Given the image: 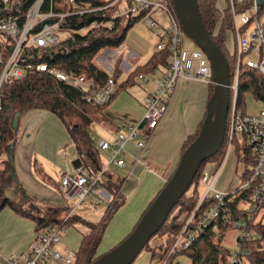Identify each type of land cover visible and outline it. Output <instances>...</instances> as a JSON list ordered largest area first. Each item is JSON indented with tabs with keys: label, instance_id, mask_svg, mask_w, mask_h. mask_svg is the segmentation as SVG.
I'll return each instance as SVG.
<instances>
[{
	"label": "built area",
	"instance_id": "1",
	"mask_svg": "<svg viewBox=\"0 0 264 264\" xmlns=\"http://www.w3.org/2000/svg\"><path fill=\"white\" fill-rule=\"evenodd\" d=\"M43 1L34 0L24 10L21 0H0V87L27 74L47 72L78 88L85 100L94 104L106 103L117 88L112 77H108L103 85L95 86L85 74L66 73L38 60L44 52L55 50L54 46L71 33L69 28L61 26V19L69 11L54 12L51 8L43 10ZM61 5L70 8L74 5V0H62ZM216 6L220 10L228 7L231 13L233 28L227 34L226 47L234 55L236 64L223 139L226 142L225 152L218 165L212 164L200 175V183L205 191L198 198L181 232L175 237L170 253L184 250L208 225L220 237L223 227L227 226L238 228L242 238L251 237L252 234L246 229L249 227L247 219H256L261 210L264 214V107L257 113L250 114L242 111L236 103L240 64H246L264 74V13L260 12L261 5L257 0H217ZM147 8L150 12L141 20H145L158 36L155 49L168 48L169 65L164 75L156 81L154 92L146 93L142 98V118L130 124L127 132H117L111 141L99 139L96 142L108 154V164L116 166L125 165L121 157L129 141L135 140V146L139 149L145 146V139L166 111L168 97L173 93L178 78H195L207 84L214 82L212 68L204 52L196 46L194 49L184 47V31L176 16L173 0H131V7L126 6L121 12L118 10L112 17L121 14L135 16L140 10ZM155 13L162 14L161 22L154 17ZM220 22L219 19L215 32ZM105 25L112 28V21ZM86 30L83 28L77 32L83 34ZM138 78L144 81L147 79L144 75H139ZM231 154L240 155L241 164L237 170L239 180L235 188L224 191L216 187V182ZM250 156L253 161L247 163ZM106 169L107 166H102L97 171H89L82 167L68 166L61 176V193L77 202L101 196L100 184ZM236 198L237 208L233 210L230 204ZM242 198L249 200V206L243 209L238 207ZM263 216L260 215L257 221L260 222ZM64 229L65 227L54 224L44 230H37L36 238L28 251L20 255H0L1 264H45L49 259L63 264H75L73 251L65 250L63 253L56 249ZM261 244L264 249V240ZM243 249L237 241L236 250L228 257V262L245 264L244 257L248 251ZM158 264H172V260L168 262L163 259ZM175 264L183 263L176 261Z\"/></svg>",
	"mask_w": 264,
	"mask_h": 264
},
{
	"label": "crops",
	"instance_id": "2",
	"mask_svg": "<svg viewBox=\"0 0 264 264\" xmlns=\"http://www.w3.org/2000/svg\"><path fill=\"white\" fill-rule=\"evenodd\" d=\"M156 18L163 20L161 13ZM157 41L154 29L141 20L127 30L119 47L100 50L94 61L107 73L119 64L121 73L114 79L118 87L135 67L150 60ZM167 67L160 65L151 72H140L135 82L118 89L102 115L89 119L83 116L72 122L71 130L48 110L33 108L22 112L14 137L2 154L5 196L35 214L58 219L76 215L94 221L113 200L109 188L112 190L116 185L123 197L122 204L107 223L96 254L112 249L131 232L147 204L168 180L179 162L183 143L196 132L206 113L207 83L195 78H178L166 111L145 139V146L139 149L135 140L129 141L121 157L125 165L108 164V154L96 142L99 139L111 141L117 132H127L130 124L142 118V98L154 92L156 81ZM139 75L147 79L144 81ZM240 164L238 155L233 154L228 159L216 182L218 189L227 191L236 187ZM70 165L89 171L107 166L101 179V196L81 202L64 197L60 180ZM35 226L32 217L17 213L9 206L3 207L0 210V255H20L28 251L36 238ZM88 232V227L79 222L66 227L56 249L63 253L73 251L75 263L81 237ZM45 264L63 263L49 259Z\"/></svg>",
	"mask_w": 264,
	"mask_h": 264
},
{
	"label": "trees",
	"instance_id": "3",
	"mask_svg": "<svg viewBox=\"0 0 264 264\" xmlns=\"http://www.w3.org/2000/svg\"><path fill=\"white\" fill-rule=\"evenodd\" d=\"M33 1L34 0H21V7L25 10ZM122 1L123 0H74V5L69 8L66 5H61L62 0H44L43 10H49L51 8L54 12L69 11L68 14L61 19V26L69 28L71 33L54 46L56 48L55 50L50 49L44 52L43 56L38 60L46 62L48 66H54L66 73L74 75L85 74L87 78L93 81L95 86L103 85L108 77L117 79L121 73V69L118 66L119 64H116L114 69L110 73H107L94 61V57L104 48L119 47L125 39L127 30L135 23L139 22L145 14L150 12L147 8L140 10L135 16L127 14L125 17L124 14H121L112 17L115 12H119L118 10L121 12L120 2ZM125 1L126 6L131 7V0ZM196 1L208 36L211 37L227 60L229 68L228 88L230 108L233 91L231 84L234 82L236 64L234 55L231 54L226 47V38L228 32L233 28L232 16L228 7L224 10L218 9L216 0ZM259 9L260 12L264 13V3ZM219 19L221 22L215 32ZM110 21H112V28L105 25ZM83 28L87 29L85 33L80 34L77 32ZM160 65L165 67L169 65V50L167 47L161 50L155 49L150 60L142 66L135 67V69L127 75V78L116 88V91L111 95L110 99L105 104L101 105L85 100L82 96V92L78 88L58 80L47 72L27 74L10 83L2 84L0 87V210L5 206H9L17 213L32 217L35 220L36 230H44L48 226L54 224L66 228L77 222L87 226L89 232L83 234L81 237L80 244L75 253V264H90L100 256L96 254V249L107 223L110 221L117 208L122 204L123 197L119 196V200L115 201V198L113 199L115 194L113 195L111 193L110 195L113 202L111 201V203L108 204L107 209L96 222L76 215L68 216L65 219H58L46 214H35L23 208L21 203L9 200L4 194L5 180L2 169V154L7 144L14 137L15 127L13 126V120L16 115L19 117L22 112L28 109H45L57 115L62 122L68 126V129L71 130L69 124L70 121L74 122L72 119H81L83 116L86 119L99 117L103 114L105 107L118 89L135 82L136 76L140 72H151ZM207 86L208 102L213 92L214 82L208 83ZM247 92L251 93L254 98L264 104V74L246 64H240L238 68L236 103L242 111H245L244 95ZM229 108L227 111L228 115ZM203 120L204 118L196 132L190 135L183 143L182 152L198 135ZM225 145L226 142L224 140L219 150L200 165L188 190L176 201L167 215L169 219L167 220L166 218L167 221L162 224L157 233L154 234L143 247L145 248L154 237L164 238L163 243L160 244L161 250H148L151 257L158 256L159 261H162L168 256L169 248L172 246L177 234L181 232L198 201L199 195L196 191V186L198 182H200V175L212 164L215 163L218 165L220 163L223 153L225 152ZM246 154L249 155L248 150H246ZM239 157L240 155L238 158ZM250 157L251 158H247V160L245 159L247 163L253 161V157ZM82 164L84 165V163ZM153 199L148 203L147 207L151 204ZM236 200L237 198L230 204L233 210L237 208ZM147 207L141 215L145 212ZM170 215H173V217H170ZM208 226L194 237L186 249L177 254L185 255L190 260V264H230L228 262V257L232 255L231 251L228 247L221 244L219 241L220 236L218 237L212 227ZM250 228L253 229L251 230V237L242 238L240 235L238 237L239 245L244 248V251H248L244 257L245 264H264V249H262L261 244V241L264 240V222L251 224ZM171 257L170 255L168 256L170 262L174 259Z\"/></svg>",
	"mask_w": 264,
	"mask_h": 264
},
{
	"label": "water",
	"instance_id": "4",
	"mask_svg": "<svg viewBox=\"0 0 264 264\" xmlns=\"http://www.w3.org/2000/svg\"><path fill=\"white\" fill-rule=\"evenodd\" d=\"M259 5L264 0H257ZM176 16L184 33L208 58L213 71V92L207 102L202 127L182 152L179 162L138 222L112 249L90 264H131L149 239L166 221L176 201L188 190L200 165L213 156L223 143L229 108V68L222 51L208 36L196 0H173ZM18 117L13 120L16 128Z\"/></svg>",
	"mask_w": 264,
	"mask_h": 264
},
{
	"label": "rangeland",
	"instance_id": "5",
	"mask_svg": "<svg viewBox=\"0 0 264 264\" xmlns=\"http://www.w3.org/2000/svg\"><path fill=\"white\" fill-rule=\"evenodd\" d=\"M120 9L121 10H125L126 9V1L125 0L120 2ZM124 15L126 17L127 14H124ZM158 15L159 14L156 13V14H154V17L156 18V17H158ZM183 40H184V47L185 48L194 49L195 45H194L192 39L189 38L185 33H184V36H183ZM206 86H207V84H206ZM173 93H174V91H173ZM172 94L168 97L169 100H170V97L172 96ZM244 101H245L244 102V105H245V109L244 110H245V112L250 113V114L257 113V111H259L264 105L262 102L258 101L256 98H254L253 95L251 93H249V92L245 93ZM99 105H101V104H99ZM72 120L76 121L77 119L74 118ZM69 125H70V128L73 129V125H72L71 121H70ZM232 155L233 154H231L229 156V159H230V157ZM119 191H120V189L116 185H115V187L112 190L109 188V192L112 193L113 195L115 194V196L113 197V199L115 198V201L118 200L119 196L121 195V193ZM196 191H197L199 197H202V195H203V193L205 191V187L203 186L202 183L198 182V184L196 186ZM155 193H156V191H155ZM155 193H154V195H155ZM152 197L150 199H152ZM85 200L86 199H84V201ZM248 206H249V200H247V199H243L242 198L239 201V203H238V207L241 208V209L246 208ZM262 212H263V210L260 211V213L257 215L256 219H247V223H248L249 227H247L246 229L248 230V232L251 233V230H253L252 228H250L251 224L260 223L261 221L264 222V216L261 218L260 222L257 221L260 218V215H264V214H262ZM171 216L173 217V215H170V217ZM98 219H99V216L94 221L96 222V221H98ZM168 219H169V216H168L167 220ZM239 235H240V230L238 228L227 226V227H224L222 229V236L221 237L218 236V237H219V241L221 242V244H223L224 246L228 247L229 250L231 251V253H234L235 250H236V245H237V241H238ZM163 240H164V238H159V237L152 238L150 243H148V245L145 248L142 249V251L138 254V256L135 258V260L131 264H158V262H159L158 256L151 257V254H150V252L148 250H152V251L161 250L160 244L163 243ZM186 248L187 247H185V249ZM170 250H171V247L169 248L168 256L170 255V256H172L171 258H174L172 260V264H175L176 261L181 262L183 264H190V260L185 255H183V254L179 255L176 252L170 253ZM103 253H105V252H101V254H103ZM179 253H181V251H179ZM168 256L165 259H167V261L169 262Z\"/></svg>",
	"mask_w": 264,
	"mask_h": 264
}]
</instances>
